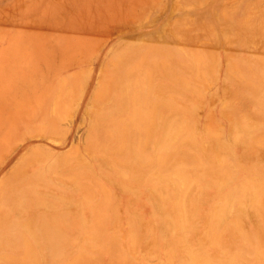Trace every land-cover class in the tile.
I'll return each instance as SVG.
<instances>
[{
	"label": "rangeland",
	"instance_id": "rangeland-1",
	"mask_svg": "<svg viewBox=\"0 0 264 264\" xmlns=\"http://www.w3.org/2000/svg\"><path fill=\"white\" fill-rule=\"evenodd\" d=\"M0 201V264H264V0H0Z\"/></svg>",
	"mask_w": 264,
	"mask_h": 264
},
{
	"label": "bare ground",
	"instance_id": "bare-ground-1",
	"mask_svg": "<svg viewBox=\"0 0 264 264\" xmlns=\"http://www.w3.org/2000/svg\"><path fill=\"white\" fill-rule=\"evenodd\" d=\"M155 118V117H154ZM146 119V118H145ZM149 119V118H148ZM147 120V119H146ZM156 121V120H155ZM154 121V122H155ZM153 121H152V123L153 124H155ZM149 126V125H148ZM152 126V125H151ZM134 128V127H133ZM146 130V129H145ZM164 137V136H163ZM164 142V141H163ZM133 150V149H132ZM131 150V152H133V155L135 154L134 153V151H135V149L132 151ZM137 152V151H136ZM140 152V151H139ZM132 154V153H131ZM131 154H130V156H131ZM137 154V153H136ZM135 154V155H136ZM129 155V154H128ZM133 155L131 156V157H133ZM134 155V156H135ZM138 156H139V154H137ZM136 155V156H137ZM131 159H133L134 160V158H131ZM49 169V168H48ZM36 172V171H35ZM37 173V172H36ZM42 172H40V174H41ZM44 174V173H43ZM48 174V173H47ZM42 176H45V175H42ZM33 183V182H32ZM30 184V183H29ZM31 185V184H30ZM46 185V184H45ZM23 186V185H22ZM25 186V185H24ZM20 187V186H19ZM26 187V186H25ZM22 189V188H21ZM12 190H14V189H12ZM28 190V189H27ZM22 191V190H21ZM22 193V192H21ZM23 195V194H22ZM9 196V195H8ZM7 197V196H6ZM5 197V198H6ZM8 198V197H7ZM3 200H4V198H3ZM2 201V200H1ZM0 201V202H1ZM0 204H2V206L4 205L2 202L0 203ZM1 207V206H0ZM2 208V207H1ZM0 208V209H1ZM44 212H46V211H44ZM61 213V212H60ZM48 214V213H47ZM40 216H41V214H40ZM48 216H49V214H48ZM47 216V217H48ZM70 216V215H69ZM21 217V216H20ZM43 217V216H42ZM51 217V216H50ZM39 218V217H38ZM24 219H26V218H24ZM35 220L36 219H34V222H35ZM43 220H45V219H43ZM46 220H48L47 218H46ZM17 221V220H16ZM27 220H25V222H26ZM40 221V220H39ZM24 222V223H25ZM27 222H29V221H27ZM22 223V222H21ZM30 223H31V225H32V223H33V220H31L30 221ZM49 223V222H48ZM15 224V223H14ZM25 224H27V223H25ZM29 224V223H28ZM28 224H27V226H28ZM37 224H39V223H37ZM44 224V223H43ZM22 225H24L23 223H22ZM76 225V224H75ZM30 226V225H29ZM33 226V225H32ZM35 226V225H34ZM39 226V225H38ZM75 226H74V222H72V221H69V219L68 218H66V217H63V218H60V216L58 217V216H56L55 214H53V216H52V218H51V221H50V223L49 224H44L43 225V228H44V233H46V237H44L43 238V243L42 244H44V249H47V251H48V255L50 256V258H52V257H58L59 258V256H61L63 253H64V244L65 245H67L66 243H69V239L72 237H70L69 236V234H70V232L73 230V228H74ZM33 228V227H32ZM76 228V227H75ZM35 229V228H34ZM42 229V228H41ZM15 230V229H14ZM36 230V229H35ZM35 230H33V232L35 231ZM76 231V230H75ZM74 231V232H75ZM14 232V231H13ZM41 232H43V231H41ZM73 232V231H72ZM40 233V232H39ZM43 233V234H44ZM31 234H35V233H32L31 232ZM10 238H12V239H8L9 241H11L12 240V242H13V244H15L16 245V241L15 240H18V239H14V237H16L17 235H16V233L14 232V234H7ZM75 236V235H74ZM6 238V237H5ZM37 240H38V238H37ZM40 240V239H39ZM74 240V239H73ZM35 241H36V239H35ZM69 245V244H68ZM65 247H67V246H65ZM66 250H67V248H65V252H66ZM46 252V251H45ZM67 254V253H66ZM44 255V254H43ZM66 256V255H65ZM63 257V256H62ZM62 259V258H61ZM49 260V259H48ZM58 260V259H57ZM51 261H52V259H51ZM56 261V260H55ZM54 262V261H53ZM50 263V262H49ZM54 263H56V262H54Z\"/></svg>",
	"mask_w": 264,
	"mask_h": 264
},
{
	"label": "crops",
	"instance_id": "crops-1",
	"mask_svg": "<svg viewBox=\"0 0 264 264\" xmlns=\"http://www.w3.org/2000/svg\"><path fill=\"white\" fill-rule=\"evenodd\" d=\"M46 208H49V207H46ZM40 210H41V209H40ZM41 211H42V210H41ZM38 214H39V213H38ZM35 217H36V216H35ZM27 220H28V219H27ZM31 220H33V218H32ZM31 220H30V221H31ZM28 221H29V220H28ZM12 223H13V222H12ZM18 226H19V229H18L17 226H10V225H9V228H10V227H13L12 230H13V229H16V235H17V236H19V230H22V229L25 230V233L22 234V235H25V239H28V238H27V235L31 236L32 239H37V238H38V239H43L44 237L47 236L46 233H44V235L41 236V237H43V238H39L38 236H40V233H38V232H37V234H35V235L33 236V235L31 234V231H32V229H33L32 226H25V225H23V226H22V225H18ZM17 229H18V230H17ZM17 236H16V237H17ZM20 236H21V235H20ZM33 241L37 244V242H36L35 240H33ZM31 253H32V251L30 252V254H31Z\"/></svg>",
	"mask_w": 264,
	"mask_h": 264
}]
</instances>
